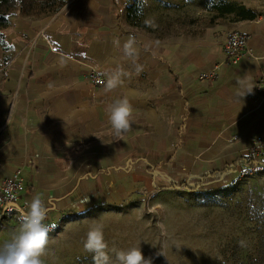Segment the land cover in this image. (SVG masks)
<instances>
[{
  "label": "crops",
  "instance_id": "obj_1",
  "mask_svg": "<svg viewBox=\"0 0 264 264\" xmlns=\"http://www.w3.org/2000/svg\"><path fill=\"white\" fill-rule=\"evenodd\" d=\"M131 1L66 0L53 17L11 18L9 62L0 49V177L22 173L17 202L25 210L36 194L51 197L48 213L75 195L87 199L106 170L142 171L145 187L223 181L239 171L253 138L264 136V94L256 90L264 5L227 0L258 12L235 22L200 1L142 0L144 23L153 26L138 30L126 23ZM228 29L248 39L235 65L224 51ZM129 35L132 57L123 50ZM117 70L122 82L106 92V74ZM123 98L131 128L116 136L107 110Z\"/></svg>",
  "mask_w": 264,
  "mask_h": 264
},
{
  "label": "rangeland",
  "instance_id": "obj_2",
  "mask_svg": "<svg viewBox=\"0 0 264 264\" xmlns=\"http://www.w3.org/2000/svg\"><path fill=\"white\" fill-rule=\"evenodd\" d=\"M242 1L252 9L264 5ZM103 177L87 199L75 195L48 213L46 221L56 227L44 264H93L83 248L93 223L103 225L109 264H116L113 249L131 247H140L152 264H249L264 242V171L247 177L233 171L196 187H145L148 176L127 169L106 170ZM43 199L49 208L51 197ZM19 226L20 220L0 213V244Z\"/></svg>",
  "mask_w": 264,
  "mask_h": 264
},
{
  "label": "clouds",
  "instance_id": "obj_3",
  "mask_svg": "<svg viewBox=\"0 0 264 264\" xmlns=\"http://www.w3.org/2000/svg\"><path fill=\"white\" fill-rule=\"evenodd\" d=\"M145 24L153 26L148 20ZM118 43V41H117ZM135 37L129 35L123 45L125 55L132 57L135 54ZM136 70H142L137 65ZM121 70L107 75L104 90L112 91L121 84ZM103 83V81H102ZM108 121L116 136L127 133L131 128L130 116L132 107L127 98L117 99L108 108ZM48 208L40 194L34 195L26 204V210L20 213V226L0 244V264H44L42 257L46 255L49 243V233L56 226L46 223ZM84 251L92 254L93 264H109L110 255L108 245L104 239V230L101 223H93L83 241ZM116 264H152L151 259H145L140 247H131L127 250H112Z\"/></svg>",
  "mask_w": 264,
  "mask_h": 264
},
{
  "label": "trees",
  "instance_id": "obj_4",
  "mask_svg": "<svg viewBox=\"0 0 264 264\" xmlns=\"http://www.w3.org/2000/svg\"><path fill=\"white\" fill-rule=\"evenodd\" d=\"M204 3L206 11L216 16H232L233 21H254L258 12L247 8L242 3L227 0H186ZM142 0H132L126 9V23L133 29H145L142 11ZM66 4V0H0V49L3 52V62L11 59L12 47L7 43L5 31L11 26L13 16L45 19L58 14ZM264 238V237H262ZM264 241V239L262 240ZM249 264H264V242L261 243L254 258H249Z\"/></svg>",
  "mask_w": 264,
  "mask_h": 264
},
{
  "label": "built area",
  "instance_id": "obj_5",
  "mask_svg": "<svg viewBox=\"0 0 264 264\" xmlns=\"http://www.w3.org/2000/svg\"><path fill=\"white\" fill-rule=\"evenodd\" d=\"M248 39L238 31L229 32L225 38L224 51L226 59L231 64H237L243 58L247 48ZM213 73L203 75L200 79H212ZM92 81L101 84L97 77H92ZM256 90L264 94V77L256 84ZM192 164L190 158L183 160ZM264 171V136H256L246 148L242 158V168L239 170L241 177L253 176ZM25 185V179L21 172H15L10 177H0V213L4 216L20 220V213L25 210L18 204V196ZM46 223H49L46 221ZM51 232V231H50Z\"/></svg>",
  "mask_w": 264,
  "mask_h": 264
}]
</instances>
